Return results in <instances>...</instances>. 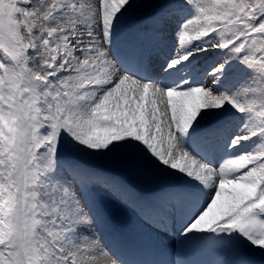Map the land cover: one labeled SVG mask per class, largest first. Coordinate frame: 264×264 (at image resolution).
<instances>
[{"label":"snow or ice","instance_id":"1","mask_svg":"<svg viewBox=\"0 0 264 264\" xmlns=\"http://www.w3.org/2000/svg\"><path fill=\"white\" fill-rule=\"evenodd\" d=\"M0 264H264V0H0Z\"/></svg>","mask_w":264,"mask_h":264}]
</instances>
